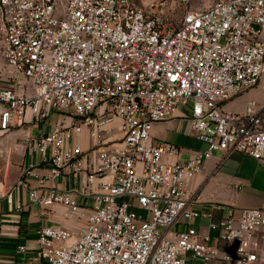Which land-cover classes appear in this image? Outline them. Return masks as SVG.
I'll use <instances>...</instances> for the list:
<instances>
[{"label": "built area", "instance_id": "1", "mask_svg": "<svg viewBox=\"0 0 264 264\" xmlns=\"http://www.w3.org/2000/svg\"><path fill=\"white\" fill-rule=\"evenodd\" d=\"M179 1L183 14L170 17L158 4L136 0H0V83L8 84L0 85V133L23 125L29 111L33 121L55 111L70 116L32 138V146L54 176L70 167L87 177L84 187L67 191L32 189L31 200L74 212L81 208L76 195L93 200L74 243L64 245L67 230L39 229L48 264H264V210L231 211L214 223L228 243L221 251L191 224L199 212L190 196L214 151L264 160L256 101L243 112L225 110L264 73V0H209L198 9ZM180 104L190 105L191 132L207 148L168 162L178 148L154 141L152 130ZM113 117L121 139L108 143L101 132ZM85 129L95 161L81 145ZM182 222L187 229L170 235Z\"/></svg>", "mask_w": 264, "mask_h": 264}, {"label": "crops", "instance_id": "2", "mask_svg": "<svg viewBox=\"0 0 264 264\" xmlns=\"http://www.w3.org/2000/svg\"><path fill=\"white\" fill-rule=\"evenodd\" d=\"M0 85L8 84L1 82ZM252 100L256 101L264 115V73L256 87L225 102V106L230 112H243ZM190 114V105L180 104L171 119L154 124L153 140L169 142L178 148L176 156L165 157L168 162H184L207 148V144L191 132ZM62 120L69 123L72 119L60 113L58 121ZM56 123L51 121L50 116L45 121H33L29 111L23 125H14L9 132L0 133V264H48L40 254L39 229L54 226L69 231L71 237L65 242L68 245L77 241L86 226L92 198L76 195L81 205L77 212L63 204L44 207L31 200L32 189H38L42 194L52 187L67 191L85 186V172L75 173L68 167L54 176L52 164L44 162L41 153L32 146V138ZM119 126V119L111 118L101 132L102 139L108 143L119 141ZM80 141L89 152L90 161H95V141L88 129H85ZM95 188L96 185H91L87 190ZM190 196L192 207L199 212V216L191 219V224L211 234L210 243L224 251L228 243L219 239V231L213 225L228 217L231 211L237 216L244 208L264 210V160L238 151H214L206 157L202 170L192 179ZM187 227L184 222L176 224L172 228L176 229L172 236Z\"/></svg>", "mask_w": 264, "mask_h": 264}, {"label": "rangeland", "instance_id": "3", "mask_svg": "<svg viewBox=\"0 0 264 264\" xmlns=\"http://www.w3.org/2000/svg\"><path fill=\"white\" fill-rule=\"evenodd\" d=\"M208 1L209 0H191L190 7L192 9L201 8ZM136 2L145 7H148L151 3H156L159 5V10L165 15H168L170 17H180L184 11V7L179 0H136ZM2 42H3V33L0 31V47L2 45ZM28 92L33 93V89L30 87ZM228 108H229L228 106H225V110L228 111ZM55 112L57 113L51 112L50 114V119L53 123H56L58 121L60 115V112L58 111ZM146 216H148V214H146ZM172 232L175 233L176 229H172L170 235L173 234ZM64 245L67 244L65 243Z\"/></svg>", "mask_w": 264, "mask_h": 264}]
</instances>
